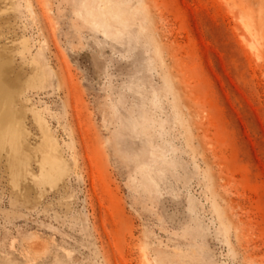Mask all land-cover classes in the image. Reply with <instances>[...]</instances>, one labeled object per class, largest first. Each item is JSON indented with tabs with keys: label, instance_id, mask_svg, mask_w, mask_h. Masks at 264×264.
Segmentation results:
<instances>
[{
	"label": "rangeland",
	"instance_id": "1",
	"mask_svg": "<svg viewBox=\"0 0 264 264\" xmlns=\"http://www.w3.org/2000/svg\"><path fill=\"white\" fill-rule=\"evenodd\" d=\"M0 63V264H264V0H0Z\"/></svg>",
	"mask_w": 264,
	"mask_h": 264
},
{
	"label": "bare ground",
	"instance_id": "2",
	"mask_svg": "<svg viewBox=\"0 0 264 264\" xmlns=\"http://www.w3.org/2000/svg\"><path fill=\"white\" fill-rule=\"evenodd\" d=\"M17 93L13 81L9 78L8 67L0 63V150L9 153L15 175L19 176L26 170L31 157L23 151L20 142L21 126L13 108ZM39 155L42 178L51 182L55 174H58L59 168L48 142L41 146Z\"/></svg>",
	"mask_w": 264,
	"mask_h": 264
}]
</instances>
